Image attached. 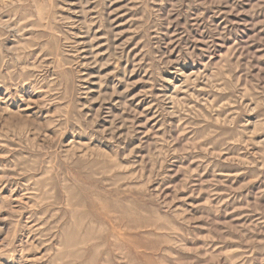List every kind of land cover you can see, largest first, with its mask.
<instances>
[{
  "label": "rangeland",
  "instance_id": "1",
  "mask_svg": "<svg viewBox=\"0 0 264 264\" xmlns=\"http://www.w3.org/2000/svg\"><path fill=\"white\" fill-rule=\"evenodd\" d=\"M0 264H264V0H0Z\"/></svg>",
  "mask_w": 264,
  "mask_h": 264
}]
</instances>
